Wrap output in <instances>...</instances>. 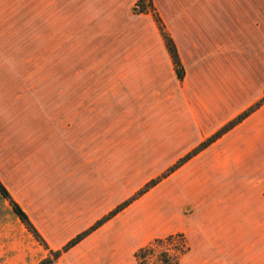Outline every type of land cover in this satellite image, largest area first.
I'll return each mask as SVG.
<instances>
[{
  "label": "rangeland",
  "instance_id": "obj_1",
  "mask_svg": "<svg viewBox=\"0 0 264 264\" xmlns=\"http://www.w3.org/2000/svg\"><path fill=\"white\" fill-rule=\"evenodd\" d=\"M0 182V264H264V0H0Z\"/></svg>",
  "mask_w": 264,
  "mask_h": 264
},
{
  "label": "trees",
  "instance_id": "obj_2",
  "mask_svg": "<svg viewBox=\"0 0 264 264\" xmlns=\"http://www.w3.org/2000/svg\"><path fill=\"white\" fill-rule=\"evenodd\" d=\"M163 39L165 41V45L167 47L168 54L173 63L175 76L178 81H182L184 78V70L179 60L176 48L172 42V40L164 35ZM258 106V105H257ZM0 196L2 199L6 200L13 212V214L19 219V221L25 226V228L33 235L35 239L42 242L41 237L38 232L35 230L33 225L31 224L26 213L21 209V207L12 199L7 189L0 182ZM131 200H128L119 206H117L114 210L109 212L103 218L96 221L90 228L85 230L84 232L78 234L69 242H67L61 249L57 251L48 250V256L39 261L37 264H57L58 259L75 247L78 243H80L85 237L90 235L92 232L101 227L104 223L110 220L112 217L117 215L123 209H125ZM179 236H167L162 239H155L150 242L148 245L139 248L134 254L133 258L136 264H178L179 257L181 256V252L174 248L177 245L176 239ZM178 240V239H177Z\"/></svg>",
  "mask_w": 264,
  "mask_h": 264
},
{
  "label": "crops",
  "instance_id": "obj_3",
  "mask_svg": "<svg viewBox=\"0 0 264 264\" xmlns=\"http://www.w3.org/2000/svg\"><path fill=\"white\" fill-rule=\"evenodd\" d=\"M178 53V52H177ZM178 57H179V54H178ZM179 60H180V57H179Z\"/></svg>",
  "mask_w": 264,
  "mask_h": 264
}]
</instances>
